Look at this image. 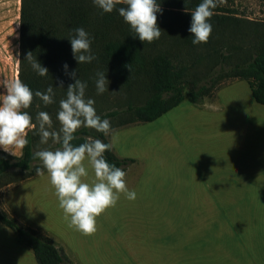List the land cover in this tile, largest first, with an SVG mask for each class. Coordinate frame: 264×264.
Segmentation results:
<instances>
[{"label": "rangeland", "instance_id": "1", "mask_svg": "<svg viewBox=\"0 0 264 264\" xmlns=\"http://www.w3.org/2000/svg\"><path fill=\"white\" fill-rule=\"evenodd\" d=\"M21 3L0 0L3 80L19 78ZM218 5L251 21L226 37L241 56L253 53L264 36V0H220ZM191 72L190 79H196L206 71ZM105 74L109 91L100 95L95 91L92 96L97 113L148 97L145 91L124 87ZM249 121H259L257 131L248 128ZM110 126L107 138L115 153L134 159L124 179L136 199L120 194L115 206L96 217L94 233L84 235L68 226L47 172L2 188L0 207L47 232L74 264H209L210 247L223 242L226 230L241 226L248 234L257 232L259 246L253 256L264 261V105L254 100L245 79L221 80L213 95L199 104L186 99L154 121L124 127L110 122ZM254 155H259L258 171L249 168L244 187L217 189L221 196L233 195L245 202H208L212 195L209 188H199V172L205 173L199 169L219 175L235 159L246 163ZM84 179L88 183L94 179L90 168ZM0 264H39L1 222Z\"/></svg>", "mask_w": 264, "mask_h": 264}, {"label": "trees", "instance_id": "2", "mask_svg": "<svg viewBox=\"0 0 264 264\" xmlns=\"http://www.w3.org/2000/svg\"><path fill=\"white\" fill-rule=\"evenodd\" d=\"M158 3L162 8L161 18L157 16L161 36L151 43H142L133 36L115 9L111 13H101L91 0H22L19 79L33 93L37 90L43 92L49 85L54 87L55 92L54 103L47 106L33 96L31 105L25 110L32 116L33 123L37 113L46 111L52 118L53 127L59 128L56 120L59 100L64 98L67 86L74 83L63 71L65 63L69 72L77 69L78 78L87 81L86 99L94 97L97 71L111 74L124 87L148 93L144 102H129L120 108L97 113L118 127L154 121L186 99L192 104H199L213 95L221 80L233 78L245 79L255 101L264 105V36L257 49L253 53L246 51L245 56L238 54L226 37L228 33L238 32V25L244 22L250 24L251 21L217 4L210 18L212 32L208 42L193 45L188 32L191 13L184 9H194L200 0H187V3L185 0H158ZM76 27H83L93 38L91 49L97 59L91 63L78 65L73 59L67 37ZM28 52L48 69L47 76L40 77L34 72L25 60ZM199 68L206 71L205 74L190 79L191 71ZM58 81H63L65 89L55 88ZM75 136L76 139L71 142L73 145L89 138L111 144L107 136L93 129L81 127ZM27 139L29 143L20 154L14 156L0 150V191L45 173L39 160L32 158L33 153L59 146L49 141L40 149V137L35 128L28 132ZM104 155L107 162L124 171L134 161L119 156L113 146ZM37 168L41 169L39 175ZM0 222L15 232L39 264H74L47 232L22 219L13 210L0 207Z\"/></svg>", "mask_w": 264, "mask_h": 264}, {"label": "clouds", "instance_id": "3", "mask_svg": "<svg viewBox=\"0 0 264 264\" xmlns=\"http://www.w3.org/2000/svg\"><path fill=\"white\" fill-rule=\"evenodd\" d=\"M219 2L220 0H200L194 9H184L191 13L188 32L191 33L193 45L208 42L212 32L210 18ZM91 3L101 13H111L115 9L129 26L133 36L142 43H151L161 36L157 13H162V8L158 0H91ZM67 39L73 59L78 65L97 59L91 49L93 38L83 27L73 29ZM25 60L38 76L48 75V69L31 52L26 54ZM68 67L67 63L63 64V71L74 83L67 86L64 98L59 100L56 112L58 129L53 127L48 112L37 113L33 123L32 116L25 111L31 105L33 96L39 98L45 106L53 104L55 92L52 85L43 92L37 90L33 93L19 78L0 79V150L15 156L16 150H22L29 143L28 132L33 128L40 137V144L51 141L52 145H59L54 149L36 151L32 158L38 159L46 170L54 189L53 194L58 200L59 208L63 210L68 226L84 235H90L96 231V217L107 208L115 206L120 194L128 200H135L136 192L127 188L125 171L106 161L104 154L111 150L112 144L104 143L98 138H89L79 145L71 143L81 127L107 136L111 126L108 118H101L97 114L94 100L85 98L87 81L78 78L77 69L69 72ZM129 70L131 72L130 68ZM94 84L97 95L109 91L105 72L95 73ZM55 88H64L63 81H58ZM89 168L94 174L91 183L84 179L89 176ZM36 173L41 174V169L37 168Z\"/></svg>", "mask_w": 264, "mask_h": 264}, {"label": "crops", "instance_id": "4", "mask_svg": "<svg viewBox=\"0 0 264 264\" xmlns=\"http://www.w3.org/2000/svg\"><path fill=\"white\" fill-rule=\"evenodd\" d=\"M252 94V92H251ZM253 96V95H252ZM254 98V97H253ZM255 100V99H254ZM258 103V102H257ZM260 104V103H259ZM244 116V115H243ZM247 117V116H244ZM258 120V119H257ZM250 130H258L259 121H249L247 123ZM259 155L251 156L247 159L246 163H242V159H235L231 168L228 167L223 171L222 174L212 175V170L206 173L207 170L199 169L205 171V173L199 172V178L202 184H198L199 188H209L215 191H209L212 196H209L210 200L208 202L212 203H243L245 200H238L241 197L230 195V197H224L219 194L217 189L225 188H242L246 185L249 180L248 171L249 168L253 172H257L258 169V158ZM253 164V165H252ZM233 166V167H232ZM252 173V172H251ZM213 192V193H212ZM228 195L229 192L225 191ZM237 198V199H234ZM201 202V200H198ZM194 202H196L194 200ZM257 232L249 233L243 231V226L236 229L226 230L225 238L219 241L216 246L210 247L211 254L208 256L209 264H264V261L257 259L253 256L254 250L258 249V242L256 240ZM252 242V245L251 242ZM264 248V245L262 246ZM214 248V249H213ZM217 250L216 252H214Z\"/></svg>", "mask_w": 264, "mask_h": 264}, {"label": "bare ground", "instance_id": "5", "mask_svg": "<svg viewBox=\"0 0 264 264\" xmlns=\"http://www.w3.org/2000/svg\"><path fill=\"white\" fill-rule=\"evenodd\" d=\"M17 66V65H16Z\"/></svg>", "mask_w": 264, "mask_h": 264}]
</instances>
